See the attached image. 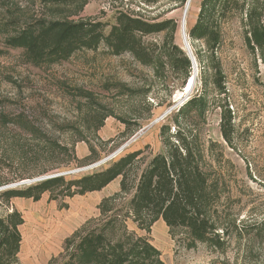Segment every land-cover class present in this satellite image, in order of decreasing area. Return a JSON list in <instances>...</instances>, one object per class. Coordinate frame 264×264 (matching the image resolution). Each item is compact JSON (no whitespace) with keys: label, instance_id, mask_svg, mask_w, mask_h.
Here are the masks:
<instances>
[{"label":"rangeland","instance_id":"1","mask_svg":"<svg viewBox=\"0 0 264 264\" xmlns=\"http://www.w3.org/2000/svg\"><path fill=\"white\" fill-rule=\"evenodd\" d=\"M237 1L264 24V0ZM186 2L0 0V193L57 180L35 187L36 200L0 195V264H117L120 252L126 258L118 264H264V64L258 50L254 57L247 49L236 18L226 16L213 53L191 39L203 0H190L186 41L196 76L185 92L187 79L172 70L169 48L174 44L187 56L180 26ZM128 17L167 26L138 35L148 61L109 39ZM56 21L83 23L86 30L68 42L44 41L42 57L33 60L25 37ZM215 64L224 90L212 82ZM195 93L206 101L193 128L206 148L204 161L215 169L212 219L219 244L212 232L209 243L191 241L180 228L172 238L161 218L146 227L131 208L140 172L172 141L169 113L156 120ZM225 104L233 117L230 143L220 130ZM18 113L30 126L5 121ZM166 124L168 130L161 128ZM132 152L138 154L124 189L118 175L80 192L81 178ZM99 235L92 256L87 238Z\"/></svg>","mask_w":264,"mask_h":264},{"label":"trees","instance_id":"2","mask_svg":"<svg viewBox=\"0 0 264 264\" xmlns=\"http://www.w3.org/2000/svg\"><path fill=\"white\" fill-rule=\"evenodd\" d=\"M244 7V1L238 3L237 0H203L197 20L188 30L189 37L193 40H201L213 53L221 42L223 21L228 18L230 20L236 18L241 25L242 39L247 49L254 57L258 50L261 62L264 64V24L257 21L254 10L244 12ZM85 26L83 23L52 22V24L44 26L41 29L42 32L37 36L29 37L27 35L25 37L27 51L33 60H38L42 57L44 41L51 39L52 43L58 44L80 38L86 30ZM166 27L162 23L148 24L143 20L128 17L125 23L112 29L109 39L117 47L130 49L141 59L145 58V61H148L149 57L142 51L140 43L137 41L138 35L158 33ZM169 56H171L172 70L181 71L183 80L188 79L192 67L190 58L174 44L169 48ZM213 70V84L218 89L224 90L222 70L217 64L214 65ZM224 107L221 114L220 130L223 139L230 143L234 131L233 117L228 105L225 104ZM205 109L206 101L195 93L184 104L169 113L168 117L170 120H174L175 124L172 141L167 140L166 152L152 156L147 166L140 172L133 192L131 208H133L134 217L146 227L161 218L172 238L175 230L180 228L184 230L186 237L191 241L207 242L208 235L212 232L215 242L219 244L221 238L219 232L216 231V223L212 219L216 190L210 173H213L215 169L204 161L203 154L206 152V148L198 143V136L193 128L195 119L204 117ZM23 116L20 113L14 114L10 118L7 117L5 121H12L19 127L30 126L31 122ZM179 118L180 121L177 120ZM169 127V124L161 126L164 130H168ZM137 154L138 152H132L121 156L102 172L92 173L81 178L78 181V184L81 185L80 192L100 189L118 175H121L120 188L124 189L126 171ZM56 181V179L50 178L43 180L41 185L6 190L2 191L0 195L32 197L36 200L40 196L39 193L33 191L35 187L39 188ZM142 217H145L146 220H142ZM99 238L100 235L97 238L98 241L87 238L86 246L92 256L97 255L96 248ZM124 258H126V254L120 252L117 253L113 261L118 264Z\"/></svg>","mask_w":264,"mask_h":264},{"label":"water","instance_id":"3","mask_svg":"<svg viewBox=\"0 0 264 264\" xmlns=\"http://www.w3.org/2000/svg\"><path fill=\"white\" fill-rule=\"evenodd\" d=\"M187 2H188V0H187ZM187 2H186V4H187ZM186 11V10H185ZM185 13V12H184ZM184 15V14H183ZM183 41L185 42V48H186V51H187V56L190 58V60H191V64H192V71H193V74H192V76H193V78H192V80L194 81V79H195V76H196V63H195V59H194V56L191 54V51H190V48H189V43H188V41H186V38H185V36H184V34H183ZM187 82H188V80H187ZM187 82H186V84H185V86H184V91L185 92H189L190 91V89H191V86L190 87H188L187 86ZM175 108V106H172V107H170L169 109H167V110H165L162 114H161V116H160V118H158L156 121H158L159 119H161L162 118V116H165V115H167L168 113H170L173 109ZM128 143V142H127ZM127 143H125L124 145H126ZM124 145H122V146H124ZM119 149H121V147H119ZM118 149V150H119ZM116 154V153H115ZM109 158V157H108ZM108 158H103L101 161H99V162H97V163H95V164H97V165H99V163H102L104 160H107ZM28 182V181H27ZM27 182H20V184H23V183H27Z\"/></svg>","mask_w":264,"mask_h":264},{"label":"bare ground","instance_id":"4","mask_svg":"<svg viewBox=\"0 0 264 264\" xmlns=\"http://www.w3.org/2000/svg\"><path fill=\"white\" fill-rule=\"evenodd\" d=\"M190 2V0H188V2H187V4L185 5V8H184V12L186 13H183L184 15H183V17H182V19H181V22H180V26H181V37H182V41H183V34H184V36H185V38H186V28H187V9H188V3ZM186 10V11H185ZM184 42V41H183ZM184 46H185V42H184ZM192 78H193V76H189V79H187L188 80V82H187V80H186V82H187V86L188 87H190L191 86V88H192V84H193V80H192ZM186 82H185V84H186ZM185 84H184V86H185ZM185 90V89H184ZM122 148V147H121Z\"/></svg>","mask_w":264,"mask_h":264},{"label":"built area","instance_id":"5","mask_svg":"<svg viewBox=\"0 0 264 264\" xmlns=\"http://www.w3.org/2000/svg\"><path fill=\"white\" fill-rule=\"evenodd\" d=\"M116 155H117V152H116V154H114V155H113V156H111L110 158H113V157H115ZM110 158H109V159H110Z\"/></svg>","mask_w":264,"mask_h":264}]
</instances>
